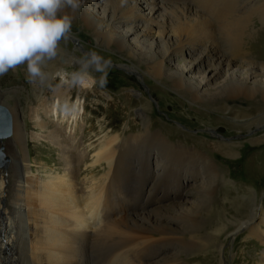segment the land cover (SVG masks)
<instances>
[{
  "label": "bare ground",
  "instance_id": "bare-ground-1",
  "mask_svg": "<svg viewBox=\"0 0 264 264\" xmlns=\"http://www.w3.org/2000/svg\"><path fill=\"white\" fill-rule=\"evenodd\" d=\"M92 1L89 8L83 10V25L90 26V20L97 22L94 36L98 42L106 39L107 42L112 41L118 49L126 50L129 32L116 31L118 29L114 26L144 25L137 45L141 47L144 42H150L152 47L164 45L166 50L165 56L157 65L149 67L146 63V74L159 81L163 78L170 80L173 88L193 104L202 102L206 89L216 84L225 73L230 75L232 72L235 75L241 70L244 81L239 82L237 88L242 90L246 88V91L254 92L258 86L261 87L260 83L264 84V64L258 65L250 61L239 66V60L243 61L247 54L243 46L244 40L242 42V32L255 22L264 26V0H191L187 5H180L184 0ZM107 4L111 5V9ZM172 5L182 8V18L177 24L179 26L173 27L175 34L164 23L167 20L164 12ZM65 12L74 14L69 9L59 14ZM213 23L219 25L212 26ZM130 34L133 36L134 32ZM69 38L76 43L75 49L66 52L58 47L57 57L48 61L44 69L53 77L50 80L51 87L41 88L31 83L33 96L30 101H40L48 95L57 96L58 99L46 104L42 101L41 107H38L40 111L35 110L31 115L34 131L30 140L27 137V118L30 115L16 102H8L12 132L9 137L0 139V264H187L177 255L180 246L186 242L180 238L182 234L178 229L184 223L182 215L180 214L181 218L169 217L166 209H162L164 206L152 209L146 206L147 200L140 209L132 208L131 199L128 200V196L123 195L127 193L128 186L125 183L135 181L138 184L139 174L145 170L152 171V165H157L148 199L158 188L160 190L163 185L166 187V181L172 174L175 176L173 183L181 184V176L184 174V169H180L182 161L194 165L193 160L198 159L201 164L199 167H192L193 171L190 172L193 174L195 171L202 176L197 182L199 184L195 185L200 197L202 193L207 194L219 185L232 183L222 175L215 163V155L221 152L227 157H235L238 153L237 143L224 145L216 142L212 145L210 141H197L198 144L194 147L186 146L184 141L173 144L169 137L154 126L152 117L146 112L151 111L152 106L141 96L140 102L147 106L135 110L136 119L141 122V130L134 132L130 129L131 124H128L118 134L105 131L104 128L95 134L89 132L83 149L77 151V145L82 142L75 141L72 127L78 125L79 117L85 113L84 103L82 104L81 99L72 102L68 93L70 87H65L66 84L60 82L59 89H50L58 79L61 81L55 74L61 70L75 71L79 66L77 60L81 58L80 52L86 53L80 40L72 35ZM222 40L227 45L229 42V47L224 46ZM230 43L235 45L236 50L230 49ZM223 47L227 52L222 50ZM128 52L133 58L136 57L133 51ZM176 58L188 62L185 72L176 64ZM127 70L135 72L130 68ZM136 74L142 78L144 76L138 71ZM234 84L232 81L220 86L216 84L215 91L222 94L225 89L236 88ZM93 89L79 90L88 93ZM3 98L4 95L0 92L1 106L4 102L6 104V101L2 102ZM45 101L47 100L44 99ZM65 121L67 129L70 128L68 132L60 130L55 124ZM260 125L264 127V123ZM250 126L251 124L245 123L239 125V128ZM49 128L52 129L46 132ZM166 131L181 134L186 142L189 139L188 135L177 129ZM42 132H46V139L54 142L56 147L53 149L56 152L63 151L61 158H54L53 165L37 160L28 161V150L30 153L32 147L43 144L39 137ZM68 139L72 141L71 144ZM263 142L264 137L256 138L250 143L255 146ZM151 145L158 151L155 155L151 149L149 151ZM199 145L207 151L204 152ZM260 151L259 157L264 153ZM254 156L245 162L246 176L253 171L250 167L254 165ZM192 176L196 179V176ZM244 191L247 200L243 207L247 210V217L231 234L243 230L246 238L262 242L263 206L260 205L258 196L252 197V191L248 187ZM119 200L128 205L120 207ZM149 211L153 214H147ZM207 242V249L211 252L217 249L218 254H222L225 242L221 241L218 247L210 238H207Z\"/></svg>",
  "mask_w": 264,
  "mask_h": 264
},
{
  "label": "rangeland",
  "instance_id": "rangeland-1",
  "mask_svg": "<svg viewBox=\"0 0 264 264\" xmlns=\"http://www.w3.org/2000/svg\"><path fill=\"white\" fill-rule=\"evenodd\" d=\"M190 1L184 0V3L180 5H187ZM92 2V0H82V7L78 12H74L71 35L80 40L86 52L97 51L105 59L111 61V66L108 69L107 84L104 88L97 85L93 91L84 93L80 92V88L78 87L67 84L65 86L70 87L68 93L70 94L69 97L73 99L72 102L81 99L85 107V113L79 117L78 125H75L76 128L72 127L75 132V141L82 142L77 145L79 146L77 151L83 149V143H85L89 132L95 134L104 128L105 131L118 134L123 132L128 124H131L130 129L134 132L141 130V122L136 119L137 112L135 111L137 108H145L146 106L140 102L141 96L152 106L151 111L146 110V112L152 117L154 126L165 136L169 137V141L173 144L184 141L186 146L194 147L197 146V141H204L205 143L210 141L212 145L216 142L224 145H231L233 142L237 143L236 149L238 153L235 157H227L219 151L220 154L215 155V163L222 175L232 182L231 184L219 185L207 194L202 193L198 197L199 189L195 185L199 184L197 182L202 179V176L195 171V174L194 172L191 174L190 171H193L192 167H199L201 163H199L198 159H194V165L188 161H182L180 164V169H184V174L181 176L182 182L180 180L181 184L179 182L173 183L172 179L175 176L172 174V177H169V180L166 181V187L164 188L163 185L160 190L157 187L158 189L147 199L149 187L156 175L155 170L157 165L153 164L152 171L149 170L148 172L145 170L144 173L139 174L140 179L138 184L135 181L134 183L133 181L125 183L128 187L127 193L123 195L128 196V200L131 199V207L134 209H140L141 205L147 200L146 206H150L152 209L158 208L161 205L164 206L162 209H166L169 217L181 218L182 215L184 223L179 225L178 229L182 234L180 238L186 242L183 246H180L177 255L182 257L183 261L187 264H263L264 241L259 242L246 238L243 230L234 235L231 233L247 217V210L243 207L247 200L246 195L243 194L245 187H248L252 191V197H259V203L263 206L264 210V153L261 156L263 158L258 156V153L261 152L260 150L264 152V142L261 145L255 146L250 143L256 140V138L264 137V127L260 125V123H264V108H262L264 107V100H262L264 99V87H262L264 84L260 83L261 87H257L260 90L255 89L256 91L254 92L246 91V88L242 90L237 87L244 81L243 72L238 70L235 75L232 72V75L231 73L230 75H228L229 73L227 75L225 73L216 84L220 86L232 81V83H235L236 88L225 89L222 94H219L215 91L216 84H213L206 89L207 93L204 95V102L193 104L185 95L180 94L173 88L170 80L163 78L159 81L146 74L148 71L145 67L146 63L149 64V67L157 65L158 61L165 56L166 50L164 45L152 47L150 42H144L141 47L137 45L138 37L144 25L140 27L114 26L118 29L116 31L129 32L127 33L129 38L126 50L118 49L112 41L107 42L106 39L98 42L94 36L95 30L98 27L97 22L93 23V20L89 19L90 23L92 22L90 26L85 27L83 25V10L88 9ZM102 3H105V0ZM108 5L106 6L111 9V5ZM164 17L167 19L164 22L167 29L175 34L173 29L179 26L177 24L182 18V8L175 5L168 6L164 12ZM216 24L213 23L212 26H216ZM249 29H244L242 32V42L244 40L243 46L247 54H245L243 61L239 60L240 67H242V63L248 64L250 61L258 65L264 64V26L259 22H255ZM131 31L134 32L135 36H130ZM218 37L221 39L220 34H218ZM222 43L224 46L227 45L223 40ZM230 45L231 50H236L234 49L235 45L231 43ZM59 47L66 52H71V50L75 49L76 43L71 38L62 39ZM127 49L133 51L136 57L133 58ZM222 50L227 52L225 47ZM84 53L83 51L80 52L81 58ZM175 61L185 72V66L188 65V62L181 58H176ZM78 68L79 66L76 67L75 71ZM128 68L135 72L128 71ZM136 71L144 75L143 78L138 76ZM93 75L98 77L100 74L93 73ZM238 76L243 78L240 79ZM60 82V79H58L57 83L50 89H59ZM32 86L26 79V65H21L15 70H10L7 74L0 76V92L4 95L2 102L6 101V104L4 102L2 106L10 111L11 108H9L8 102H16L22 110L24 109L26 114L30 115L27 118L29 124L27 137L29 140L33 136L34 131L31 115L35 113V110L40 111L38 107H41L42 101L46 104L58 99L57 96L48 95L44 98L47 100L45 102L44 99L30 101L29 99L33 96ZM28 93H30V96ZM257 107L261 109L257 110ZM49 119L52 120V118ZM245 123H249L251 126L249 128H239V125ZM55 124L59 126L60 130L63 129V131L66 130L67 132L70 130V128L67 129L66 127V121ZM50 129L52 128L45 131L49 132ZM167 129H177L182 134L188 135L189 139L186 142V138L181 137V134L174 131L167 132ZM46 132L39 133V137L42 139L43 144H49V146L40 144L32 147L30 153L28 150L29 162L37 160L43 164L53 165L54 158L62 157L63 151L56 152L53 149L56 146L53 141L46 139ZM68 141L71 144L72 141L70 139ZM199 147L202 150L204 149L201 145ZM150 149L154 155L158 153L157 149L153 148L152 145L149 151ZM206 151L204 149V152ZM210 154L212 155L211 152ZM251 156H254V165L252 164L253 166L250 167V169L253 168V171L246 176L245 162ZM206 167L205 165V169ZM192 175L196 176V179ZM177 177L178 179L180 178V172H178ZM162 180L163 178H161ZM160 201L163 203H160ZM119 203L120 207L123 204L128 205L121 200H119ZM152 211H149L147 214L151 213L152 215ZM182 211L183 214L181 213ZM211 236L213 239H211ZM207 238H210V241L213 240L216 247L219 246L221 241L226 243L222 249V254H218L217 249H213L212 252L210 249H207ZM183 250L186 252H183Z\"/></svg>",
  "mask_w": 264,
  "mask_h": 264
},
{
  "label": "clouds",
  "instance_id": "clouds-1",
  "mask_svg": "<svg viewBox=\"0 0 264 264\" xmlns=\"http://www.w3.org/2000/svg\"><path fill=\"white\" fill-rule=\"evenodd\" d=\"M81 7L82 0H0V76L26 65L30 83L51 87L53 77L44 69L57 57L60 41L71 35L74 19L67 12L59 13L78 12ZM77 64V71L55 74L62 84L89 90L106 86L110 60L92 50Z\"/></svg>",
  "mask_w": 264,
  "mask_h": 264
},
{
  "label": "water",
  "instance_id": "water-1",
  "mask_svg": "<svg viewBox=\"0 0 264 264\" xmlns=\"http://www.w3.org/2000/svg\"><path fill=\"white\" fill-rule=\"evenodd\" d=\"M12 132L11 116L7 108L0 105V139L7 138Z\"/></svg>",
  "mask_w": 264,
  "mask_h": 264
}]
</instances>
